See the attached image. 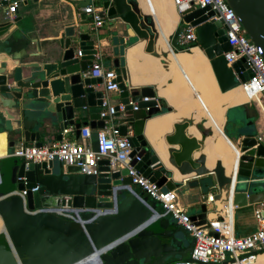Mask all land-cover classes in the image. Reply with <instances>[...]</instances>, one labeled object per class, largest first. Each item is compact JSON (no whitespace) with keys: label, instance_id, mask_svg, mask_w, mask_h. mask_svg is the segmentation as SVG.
<instances>
[{"label":"water","instance_id":"obj_1","mask_svg":"<svg viewBox=\"0 0 264 264\" xmlns=\"http://www.w3.org/2000/svg\"><path fill=\"white\" fill-rule=\"evenodd\" d=\"M12 1L0 0V130L6 132L7 149L11 150L16 143L40 147L52 138L60 141L62 130L67 128L73 129L76 137L85 126L91 131L102 129L104 120L98 118L102 92L94 91V86L101 81L85 75L96 53L93 25L86 23V16L80 13L79 25L66 28L60 37L50 39L55 44L41 49L37 44L43 37L34 28L33 14L27 22L3 18V8ZM224 1L264 61V0ZM125 3L135 17L136 28L146 36L143 52L152 53L153 32L142 22L135 0H125ZM20 4L33 10L40 2L21 0ZM98 4L102 19L119 20L129 37L138 39L133 26L119 17L112 0H100ZM206 19L203 10H194L181 20L195 27L196 46L192 47H197L207 59L222 92L238 86L251 75L247 69L238 73L241 68L245 69L242 59L231 66L225 63L221 56L227 51L224 27L218 21ZM170 46L177 50L174 35ZM76 52L79 57H75ZM215 62L219 63L216 67ZM114 74L118 82V104L123 106V112L131 111L130 102L137 110L148 108L143 111L144 118L161 113L163 107H156L153 88L126 89L125 69L117 68ZM142 98L148 101H141ZM236 107L245 125L250 126L256 117L254 110L246 103ZM189 125L188 120L174 124L165 142L178 147L168 152L176 168L185 164L196 170L200 161L192 158L201 144L185 135ZM128 141L134 148L131 155L137 153L141 157L136 167L149 182L166 191L179 186L170 181L171 172L145 151L141 135L128 137ZM91 145L94 148L95 141ZM254 145L251 137L245 136L239 141L240 155L234 166L236 175L248 178L251 174L264 173V149ZM6 157H0V264L190 261L193 240L169 217H156L157 206L140 190L128 187L124 169L109 171L107 162L102 160L97 162L98 174L86 176L79 174L78 168L63 167L56 161L25 164ZM2 163H7L8 171L2 168ZM215 176L213 171H200L182 184L188 189L197 188L203 196L215 191L216 186L215 199L220 191ZM33 185L37 186L36 193L26 192L24 197L20 196L21 191ZM233 186L234 183L231 188ZM43 197L50 198L52 206L45 205L49 201L44 203ZM262 201L264 188L252 194L233 192L232 195V204L237 208ZM205 212V205L201 204L196 212L189 213V220L196 226L205 224L207 228Z\"/></svg>","mask_w":264,"mask_h":264},{"label":"built area","instance_id":"obj_2","mask_svg":"<svg viewBox=\"0 0 264 264\" xmlns=\"http://www.w3.org/2000/svg\"><path fill=\"white\" fill-rule=\"evenodd\" d=\"M76 1V0H75ZM174 13L177 16V23L173 30L177 50H185L195 45V27L189 23H183L182 17L194 10H203L206 21H218L223 28L225 45L227 51L221 54L228 66L243 60L245 69L238 72L242 74L246 69L250 77L239 82L245 102L255 112L256 132L251 137L254 140V147L260 146L264 149V61L258 49L243 33L241 26L233 10L224 0H169ZM18 5V1L7 3L2 10L3 18L11 19ZM80 13L89 18V24L93 28L101 26V8L92 5L80 7ZM79 52L75 57H79ZM85 75L89 78H98L101 81L103 93L118 92V82L113 71L105 70L101 66L96 53ZM141 101H148L142 98ZM156 107L161 105L155 97ZM110 106L106 97L101 98L98 118L104 120L103 128L96 130L94 134V148L89 142L90 130L83 127L79 130L75 141L65 140L64 137L73 129L67 128L61 132V140L43 144L40 147H25L19 145L5 153L6 156L15 157L25 164L59 162L63 167L72 166L79 169V174L96 176L98 174L97 162L106 161L109 171L124 169L129 179L128 187H135L144 193L157 209V218L169 217L174 224L187 233L193 240L189 259L190 261L176 260L173 264H264V259L259 257L264 254V201L258 203L253 210L252 218L255 229L245 235L236 236L234 230L233 212L237 207L232 204L233 187L227 198L219 204L214 199V194L208 193L204 196L205 224L194 225L189 220V215L178 205L177 196L173 190L166 191L158 188L154 183L143 176L142 171L136 167L141 161L137 153L131 155L133 147L126 135H121L114 116L123 112V106L117 104ZM136 111L135 104L128 103ZM145 108L143 111H147ZM240 155V152L237 157ZM237 159V158H236ZM236 167L234 168L233 180L235 181ZM22 180V179H18ZM133 190V189H132ZM26 192L31 194L37 192V186L33 185L19 194L24 197ZM211 216V217H209ZM209 232L211 234H209ZM212 234H215L214 237Z\"/></svg>","mask_w":264,"mask_h":264},{"label":"crops","instance_id":"obj_3","mask_svg":"<svg viewBox=\"0 0 264 264\" xmlns=\"http://www.w3.org/2000/svg\"><path fill=\"white\" fill-rule=\"evenodd\" d=\"M18 1V5L16 10L14 11V14L16 16H13V18H19L21 22H27V20L30 17L31 14H33V18H35L34 22V28L37 29V32L43 39L37 46H39L41 49L45 48L48 44H55V41L50 40L53 37H60L64 30L69 27H75L79 25V14H80V7L82 6H87V5H92L95 8H99V2L100 0H39L40 4L36 6L35 8H32L33 10H29L26 8H23L20 4L21 0H14ZM147 2V12L149 16L151 17V20L155 23L156 28L161 32L162 37L165 40H170L173 34V30L176 25L169 24L167 21V17L164 14L163 10V5H160L157 0H145ZM157 2V3H156ZM87 20L86 23H89V18L86 16ZM96 35H95V40L93 42V48L96 51V55L98 56V60L105 70H111L115 71L117 68H124L125 69V81L124 85L126 89H139L142 87H150L153 88L155 97L160 101L162 105V111L159 115H155L149 118H144L143 111L141 110H131L129 112H118L114 117V121L118 124L119 126V131L121 135H126L127 137H134L137 135H141L143 140L145 141V151L149 153L151 156H155V158L159 161V163L162 164L161 160L159 159V156L157 152L155 151L152 143L148 139L146 133H145V126L147 121L151 120L154 117L161 116L163 114L167 113H172L174 110L172 107L169 105L167 100L160 96L157 92V87L156 84L153 83H161L162 84V90L160 91L162 95L170 97L167 94L166 91V82L170 81H176L180 87V91H185V87H181V83L185 82V75L182 73V70L180 68V60H179V55L177 53H168L167 56L162 57L159 56V61L158 63H153V68L156 69L154 73H157V76H155L156 80L153 79V83H143V84H132L131 82V74L128 70L127 67V62H126V50L133 45L134 43L137 42L136 39L129 37V35L126 33V28L125 25H123L119 20H111L108 18H103L102 23L100 27L95 28ZM48 33V34H46ZM46 37L48 38L46 40ZM49 40V41H48ZM158 45L156 46V49L158 50ZM75 49V48H74ZM193 53V52H192ZM193 55V54H192ZM184 58H189L191 56V52L185 53V55H182ZM187 67H191V62H187ZM144 70V68H140L139 71ZM87 72V71H86ZM85 72V73H86ZM153 73V72H151ZM140 77H144L145 75H148L147 73L140 74ZM188 75L191 76L193 73L191 72V69L188 72ZM165 86V87H164ZM94 91H101L103 96L106 97V100L110 106H115L119 103V96L118 92H108V93H103L102 91V86L101 85H95L94 86ZM186 97H190L189 90L186 92ZM228 97L230 102L233 104L236 103H243L245 102V98L240 90L239 87H236L231 90V92L225 97ZM188 97V98H189ZM171 100V99H170ZM173 103V102H172ZM189 106L195 105L193 100H190L188 103ZM236 106L233 107H228L224 110V113L222 115V121L221 123H217L212 119V108L205 107L202 110L198 111V114L195 115V113H190L191 118H193L194 122L201 121V125L197 126V131L199 133V138H195L193 136H190L185 132V135L187 137H193L197 142H200L202 146V139H204L207 134H211L212 136L214 134H217L221 136L223 139L224 137L221 135L220 132L225 133V122H226V114L231 108H235ZM164 109H168V111H164ZM182 122V121H181ZM176 123L180 122H174L172 126ZM240 125V124H239ZM245 126V123L243 124ZM87 127V126H85ZM253 127V133L250 137H252L255 132H256V126H255V120L252 123ZM240 127L237 126L234 133H236V138L234 141L231 140L232 136H228L227 134L225 135L227 139L232 143L233 146L238 147L239 141L241 140L242 137H245V133L243 131H238ZM95 131L90 130V139L89 142L90 144H93L94 142V134ZM172 131H164L162 130L158 136L157 139H159L163 145L169 147V149L165 150L167 156H169V151H175L178 150L177 146H169L165 142V137H168L172 134ZM0 149L5 147L4 152L7 153L8 150L6 147L7 143V136L5 130H0ZM65 140L68 141H75L76 136L74 131L69 132L66 134L64 137ZM57 142L55 138H52L45 142L44 144H51ZM19 143L14 144L13 147H17ZM3 156H6L5 154ZM1 156V157H3ZM6 158H12L7 156ZM15 158V157H13ZM18 159V158H15ZM192 159H196L195 156H193ZM21 161V160H20ZM163 165V164H162ZM163 167L171 172V178L170 181L173 184H178L179 186L174 188L173 191L175 192L177 196V201L178 205L183 208V210L187 214V210L185 207H183L180 202H179V194L176 192L177 189H184L183 193L187 194L188 196H191V199L194 201L190 206H195L197 204H203L204 203V196L201 195L198 191L197 188L193 189H188L186 188L182 183H185V179H190L191 177L194 176L195 173L197 172H207L206 168H203L201 162L199 163V167L196 170L190 169L188 166V169L190 171H194L195 173H192L190 175L182 176L179 178H176L175 175L173 174V171L168 169L166 166L163 165ZM140 169V168H139ZM217 179L218 182V177L217 175L215 176V180ZM219 184V182H218ZM215 186V185H214ZM211 194H215L214 190L210 191ZM199 205V206H200ZM198 206V207H199ZM248 206V205H247ZM258 207L257 204L253 206V210ZM189 215V214H187ZM255 229V223H254V228L251 229H246L242 233L236 234V236H242L245 234H248L252 232Z\"/></svg>","mask_w":264,"mask_h":264},{"label":"bare ground","instance_id":"obj_4","mask_svg":"<svg viewBox=\"0 0 264 264\" xmlns=\"http://www.w3.org/2000/svg\"><path fill=\"white\" fill-rule=\"evenodd\" d=\"M112 1L116 5L119 17L133 26L138 37L137 42L126 50V62L131 74L132 84L153 83V79L156 80L155 76H157V73H154L156 69L152 66L153 63L160 62L159 56L165 57L168 53H177L180 57V68L182 73H184L186 80L181 83V87H185V91H180V83L178 84L176 81H167L166 87H164L166 88L170 100L168 97L161 94L160 91L163 87L162 84L153 83L156 84L158 94L167 100L174 111L172 113L169 112L154 117L147 121L145 133L157 152L162 164L173 171L176 178L195 173L194 171H190L185 164L176 168L165 152L169 147L163 145V143L157 139V136L162 130L168 132L172 131V124L174 122L188 120L190 125L186 130L187 134L199 138L197 126L201 125V121L194 122L190 113H195V115H197L199 110L209 107L212 108L211 120L221 123L222 115L226 108L241 104L240 102L233 104L227 96L225 97V95L229 94L232 89L238 86L235 85L231 89L221 92L218 88V83L213 77L212 68L209 66L203 53L197 47H190L180 51L172 49L170 46L171 39L165 40L162 37L161 32L156 28L155 23L151 20V17L147 12V2L145 0H135L138 14L141 17L142 22L149 27L154 34L152 53H144L143 47L145 45L146 36L136 28V20L133 13L130 11L128 5H126L125 0ZM157 45L159 47L158 50L156 49ZM189 52H191L189 58H184L182 56ZM188 61L192 63L191 67H187ZM214 64L216 67L219 63L215 62ZM141 67L144 68V70L139 71ZM190 69L193 73L191 76L188 75ZM143 73H147L148 75L140 77V74ZM188 90L190 94V97L188 96L189 98L186 97V92ZM190 100H193L195 105L189 106L188 103ZM204 136L206 137L202 139V146L198 151L194 152L193 156L201 162L203 168H206L208 171H213L217 175L220 191L219 195L216 196L215 201L219 204L227 198L230 191L233 173L235 172V159L240 150L238 147L233 146L229 140L225 138L222 139L218 133L213 136L206 133ZM4 150L5 147L0 149V157L5 154ZM1 230L0 222V231ZM259 258L264 259V254Z\"/></svg>","mask_w":264,"mask_h":264},{"label":"rangeland","instance_id":"obj_5","mask_svg":"<svg viewBox=\"0 0 264 264\" xmlns=\"http://www.w3.org/2000/svg\"><path fill=\"white\" fill-rule=\"evenodd\" d=\"M156 1V0H155ZM157 2L160 5H163V10L164 14L167 17V21L169 24L176 25L177 23V16L173 11V8L169 2V0H157ZM156 2V3H157ZM214 77V76H213ZM237 107L231 108L228 113L226 114V122H225V133L228 136H232L231 140L234 141L236 138V133L234 129H236L237 126L240 128L237 130L238 131H243L244 133H249L251 134L253 132V127L250 126H244V121L242 119L241 114L237 111ZM240 124V125H239ZM225 134V135H226ZM19 160V159H17ZM20 161V160H19ZM7 163H2V168L4 170L8 171L7 168ZM134 191H136L135 187H131ZM261 188H264V173L261 175H255L251 174L250 177L245 178V177H240L238 175L235 176V181H234V186H233V191L235 193L238 192H246L248 194H252L253 191L258 192L261 190ZM184 189H177L176 192L179 194V202L180 204L186 208L187 214L191 212H196L197 208L200 204H197L195 206H190L194 201L191 199V196H188L187 194L183 193ZM218 192L217 187L215 186V191ZM42 200L44 203H48L45 205H51V200L48 197H43ZM46 201V202H45ZM253 204L248 203V206L245 207H240L234 210L233 212V221H234V230L236 234L242 233L246 229H253L254 228V220L252 218V212H253ZM157 211H160L157 209Z\"/></svg>","mask_w":264,"mask_h":264},{"label":"trees","instance_id":"obj_6","mask_svg":"<svg viewBox=\"0 0 264 264\" xmlns=\"http://www.w3.org/2000/svg\"><path fill=\"white\" fill-rule=\"evenodd\" d=\"M195 46H196V44H195ZM251 126H252V124H251ZM244 133V132H243ZM253 133V132H252ZM252 133L251 134H249V133H245V136L246 137H250L251 135H252Z\"/></svg>","mask_w":264,"mask_h":264}]
</instances>
